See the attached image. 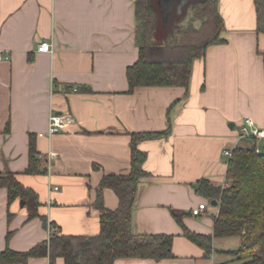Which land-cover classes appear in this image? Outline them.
Listing matches in <instances>:
<instances>
[{"label": "crops", "instance_id": "obj_1", "mask_svg": "<svg viewBox=\"0 0 264 264\" xmlns=\"http://www.w3.org/2000/svg\"><path fill=\"white\" fill-rule=\"evenodd\" d=\"M134 1L0 0V174L12 173L39 203L38 217L27 220L25 205L7 204L0 188V252L28 251L54 233L98 234L96 192L103 177L129 173L130 135L168 131L135 145L148 175L137 187L132 232L172 235L173 257L114 264H215L213 253L204 257L182 237L173 215L189 231L211 235L218 210L195 221L191 210L209 204L195 185L202 179L225 185L222 152L250 142L237 138L243 119L264 131V33L253 0H218L223 42L193 62L187 87L129 93L125 71L138 56ZM43 42L52 53L37 51ZM60 112L75 124L47 136L50 115ZM31 143L40 173L28 175ZM102 199L106 209L118 207L111 190Z\"/></svg>", "mask_w": 264, "mask_h": 264}, {"label": "trees", "instance_id": "obj_2", "mask_svg": "<svg viewBox=\"0 0 264 264\" xmlns=\"http://www.w3.org/2000/svg\"><path fill=\"white\" fill-rule=\"evenodd\" d=\"M256 25L264 33V0H253ZM161 3L158 0H135V32L137 60L125 71L128 92L139 87H182L188 85L191 66L204 56L205 50L223 42V22L218 0H189L182 15H168L162 26ZM160 30H169L167 38L155 42ZM164 133L131 134V160L127 175L106 176L99 183L94 208L99 213V232L93 236H67L54 233L28 251L17 252L8 246L0 252V264H28L31 258L47 257L49 264L61 259L63 264H114L119 259H148L155 262L171 259L172 235H134L132 210L137 187L148 174L142 166L145 154L135 145L139 141L162 138ZM255 141L232 150L226 163L225 185L217 186L202 179L194 187L197 195L217 202V215L212 218V234L189 231L181 223L182 216L173 215L182 237L198 246L204 257L212 253L216 239L234 238L235 251L222 252L229 261L241 264H264V144L255 153ZM28 175L39 174L35 151L29 146ZM0 188L7 193V204L24 202L27 220L38 217L36 195L24 188L12 173L0 174ZM111 190L118 207L108 210L102 192ZM10 217V215H9ZM10 233L6 235L8 241Z\"/></svg>", "mask_w": 264, "mask_h": 264}, {"label": "built area", "instance_id": "obj_3", "mask_svg": "<svg viewBox=\"0 0 264 264\" xmlns=\"http://www.w3.org/2000/svg\"><path fill=\"white\" fill-rule=\"evenodd\" d=\"M37 51L41 53H52L51 45L47 42L40 43L37 47ZM2 56L0 55V60ZM75 124V119L71 116L69 112H60V113H53L50 115L48 119V126L46 135L52 136L60 131L64 130L66 127ZM238 140H247V141H255V153L260 154L262 153V147L258 144L260 141L264 142V131L257 129L253 122L250 119H243L240 127L238 128L237 133ZM223 157L230 159L232 155V150H224L222 152ZM57 190V188H54ZM206 203H200L197 205L196 208H193L190 212L191 216L193 217H200L204 215L206 212ZM53 231V230H51Z\"/></svg>", "mask_w": 264, "mask_h": 264}, {"label": "rangeland", "instance_id": "obj_4", "mask_svg": "<svg viewBox=\"0 0 264 264\" xmlns=\"http://www.w3.org/2000/svg\"><path fill=\"white\" fill-rule=\"evenodd\" d=\"M173 2H177L178 8L175 9L177 15H182L183 11H185L186 8V0H170L168 1V6L172 5ZM163 26V25H162ZM164 27V26H163ZM161 35L155 36L154 40L155 42H162L165 38H167L169 34V30H160ZM208 212L205 217H199L196 218V222H200L202 219H211V216L215 215V207L210 206L208 203H206ZM238 247V241L234 238L230 239H216L212 243V253L213 255L210 258H213L215 260V264H241L237 261H229V258H226L222 252L225 251H235Z\"/></svg>", "mask_w": 264, "mask_h": 264}, {"label": "water", "instance_id": "obj_5", "mask_svg": "<svg viewBox=\"0 0 264 264\" xmlns=\"http://www.w3.org/2000/svg\"><path fill=\"white\" fill-rule=\"evenodd\" d=\"M160 3H161V7H162V10H161V18H162V25L165 26L166 25V22H167V18H168V15L170 13L173 12V10L177 9L178 8V4L177 2H173L172 5L168 6V1L170 0H158ZM189 0H186V4ZM24 205V202L21 201L20 202V206H23ZM209 205L212 206V207H217V202L216 201H210L209 202Z\"/></svg>", "mask_w": 264, "mask_h": 264}]
</instances>
